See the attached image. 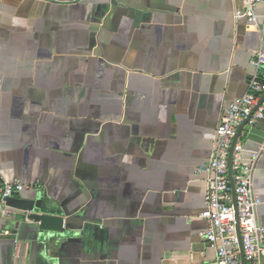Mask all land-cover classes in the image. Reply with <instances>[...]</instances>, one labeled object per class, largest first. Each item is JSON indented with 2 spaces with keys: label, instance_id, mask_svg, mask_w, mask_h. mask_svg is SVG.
<instances>
[{
  "label": "crops",
  "instance_id": "0c3cea01",
  "mask_svg": "<svg viewBox=\"0 0 264 264\" xmlns=\"http://www.w3.org/2000/svg\"><path fill=\"white\" fill-rule=\"evenodd\" d=\"M244 14V0H0V187L64 218L62 233L16 226L6 205L0 264H216L203 167L264 75V4ZM241 133L264 226V113Z\"/></svg>",
  "mask_w": 264,
  "mask_h": 264
},
{
  "label": "built area",
  "instance_id": "2783aa9c",
  "mask_svg": "<svg viewBox=\"0 0 264 264\" xmlns=\"http://www.w3.org/2000/svg\"><path fill=\"white\" fill-rule=\"evenodd\" d=\"M261 4H264V0H244V15L249 23L255 21V9ZM253 65L264 69V53L257 54ZM263 94L264 75L262 79H252L245 95L232 101L225 109L215 130L212 157L203 167L212 177L201 214L208 225L202 237L215 247L216 264H242V260L244 264L264 262V226L257 222V208L261 200L253 186L258 154L245 153L240 140L242 133L232 150L230 175L228 170L229 150L236 131L257 107ZM263 113L264 100L247 124L253 125L263 117ZM24 188L19 181L8 182L0 187V214L5 213L7 199Z\"/></svg>",
  "mask_w": 264,
  "mask_h": 264
},
{
  "label": "water",
  "instance_id": "95a60500",
  "mask_svg": "<svg viewBox=\"0 0 264 264\" xmlns=\"http://www.w3.org/2000/svg\"><path fill=\"white\" fill-rule=\"evenodd\" d=\"M264 100V94L260 101L258 102L257 107ZM257 107H255L251 113V115L239 126L236 131L235 137L233 138L228 157V170L230 175L231 169V154L234 147V144L241 134V132L245 129L247 125V120L253 115L256 111ZM232 183V181H231ZM11 197L7 199L6 205L13 209V221L16 226L20 223L31 221L39 224L40 228L43 230L52 231L54 233H62L64 230V218L61 216H57L54 214L48 213L42 206L35 200L29 199H21L16 202L10 203ZM242 264L244 261L242 260Z\"/></svg>",
  "mask_w": 264,
  "mask_h": 264
}]
</instances>
